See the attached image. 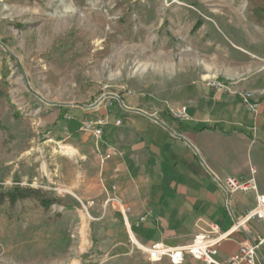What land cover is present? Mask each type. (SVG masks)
<instances>
[{
	"label": "rangeland",
	"instance_id": "1",
	"mask_svg": "<svg viewBox=\"0 0 264 264\" xmlns=\"http://www.w3.org/2000/svg\"><path fill=\"white\" fill-rule=\"evenodd\" d=\"M257 6L264 0H0V188L40 189L63 203L1 204L0 264H125L89 234L101 215L88 208L95 141L68 137L71 110L182 75L212 91L213 80L236 84L205 74L231 63L234 15H248L264 44V26L250 18Z\"/></svg>",
	"mask_w": 264,
	"mask_h": 264
},
{
	"label": "crops",
	"instance_id": "2",
	"mask_svg": "<svg viewBox=\"0 0 264 264\" xmlns=\"http://www.w3.org/2000/svg\"><path fill=\"white\" fill-rule=\"evenodd\" d=\"M255 29L260 30L248 15H234V40L225 37L233 49L231 63L207 69L205 76L234 80L252 92L256 114L237 97L214 92L204 79L185 75L147 94L121 92L95 106L71 110L68 137H84L80 127L85 119H105L101 148L117 151L103 165L95 155L96 171L90 178L95 193L88 208L101 215L90 220L89 234L104 246L108 259L171 264L166 257L150 261L144 250L184 246L215 224L229 234L217 253L218 260H225L240 243L262 234L259 223L242 220L255 206V194L228 195L220 187L226 178H250L253 169L257 194L264 195V44L253 41ZM180 107L186 113L181 121L174 116ZM110 196L130 211L122 215L105 206ZM147 211L152 214L138 222ZM258 255L264 260V244ZM181 264L203 263L184 256Z\"/></svg>",
	"mask_w": 264,
	"mask_h": 264
},
{
	"label": "built area",
	"instance_id": "3",
	"mask_svg": "<svg viewBox=\"0 0 264 264\" xmlns=\"http://www.w3.org/2000/svg\"><path fill=\"white\" fill-rule=\"evenodd\" d=\"M208 86L214 89L217 93H226L237 97L243 105L252 113L256 114L258 105L253 101V93L237 88L236 84L230 81L213 80L208 83ZM117 96H113L116 98ZM177 120L186 118L185 107H180L174 113ZM105 124V119H85L81 124V131L89 134L95 141V155L100 164H104L112 156L117 154L113 148L103 150L100 149V140L102 139V127ZM119 124V121H116ZM251 177L248 179L241 178H226L220 183V187L228 195L242 192H253L255 194V206L247 211L242 220L245 222L256 221L262 226V234L256 235L251 241H243L240 243L237 252L225 260H218L217 253L220 243L228 237L227 233H221L215 224H211L205 232L194 235L192 239L184 246L176 248L159 247L157 245L146 248L145 252L150 260H159L163 257L169 259L171 264H181L184 256H189L195 260L201 261L203 264H264V260L258 255L259 248L264 244V195L257 194V188L252 177L254 170L250 171ZM115 205L118 211L124 215L130 211L129 207L124 206L117 197H108L104 205ZM151 215L148 211L144 216L138 219L142 222L147 216ZM240 223V222H239ZM239 223L232 227L237 229Z\"/></svg>",
	"mask_w": 264,
	"mask_h": 264
},
{
	"label": "trees",
	"instance_id": "4",
	"mask_svg": "<svg viewBox=\"0 0 264 264\" xmlns=\"http://www.w3.org/2000/svg\"><path fill=\"white\" fill-rule=\"evenodd\" d=\"M252 15L250 18L252 21L257 23L258 25L264 26V8L257 6L252 8ZM200 25H196L192 29V32L196 31ZM32 199L41 206L42 209H48L53 204H62V201L57 199L55 196L47 193L46 191H42L40 189H32L30 187H20L19 185L13 186L8 191H3L0 188V205L7 203L10 207H13L16 202ZM65 206V205H64ZM65 208H68L65 206Z\"/></svg>",
	"mask_w": 264,
	"mask_h": 264
}]
</instances>
